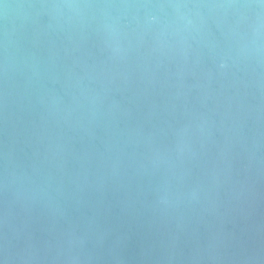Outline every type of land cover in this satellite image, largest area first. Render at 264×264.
<instances>
[{
  "label": "water",
  "instance_id": "1",
  "mask_svg": "<svg viewBox=\"0 0 264 264\" xmlns=\"http://www.w3.org/2000/svg\"><path fill=\"white\" fill-rule=\"evenodd\" d=\"M0 264H264V0H0Z\"/></svg>",
  "mask_w": 264,
  "mask_h": 264
}]
</instances>
